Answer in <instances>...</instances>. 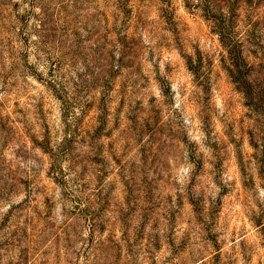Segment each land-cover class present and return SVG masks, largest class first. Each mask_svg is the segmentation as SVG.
Instances as JSON below:
<instances>
[{"label":"rangeland","instance_id":"374dc122","mask_svg":"<svg viewBox=\"0 0 264 264\" xmlns=\"http://www.w3.org/2000/svg\"><path fill=\"white\" fill-rule=\"evenodd\" d=\"M0 264H264V0H0Z\"/></svg>","mask_w":264,"mask_h":264}]
</instances>
